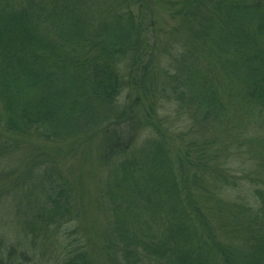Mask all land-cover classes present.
I'll return each instance as SVG.
<instances>
[{
	"label": "trees",
	"instance_id": "16d2710c",
	"mask_svg": "<svg viewBox=\"0 0 264 264\" xmlns=\"http://www.w3.org/2000/svg\"><path fill=\"white\" fill-rule=\"evenodd\" d=\"M141 1L0 0V128L43 142L97 136L100 159L113 169L103 191L113 223L102 239L112 263L264 264V193L258 190L256 206L221 198L226 184L209 162L214 140L188 142L176 155L160 122L146 117L137 125L156 134L144 142L150 157L138 163L135 150L128 153L138 130L129 115L133 107H121L119 98L127 87H143L151 66L142 6L134 9ZM100 2L106 11L97 9ZM179 4L189 43L205 40L217 62L237 67L232 77L243 98L264 117V0ZM185 84L178 71L162 81L163 89H181L177 99L184 106ZM251 138L243 143H255L247 150L262 167L264 137ZM48 170L50 210L24 221L35 236L47 237L50 227L58 230L75 217L71 186ZM143 171L140 182L136 174ZM63 264L100 263L78 245L65 251Z\"/></svg>",
	"mask_w": 264,
	"mask_h": 264
},
{
	"label": "rangeland",
	"instance_id": "374dc122",
	"mask_svg": "<svg viewBox=\"0 0 264 264\" xmlns=\"http://www.w3.org/2000/svg\"><path fill=\"white\" fill-rule=\"evenodd\" d=\"M102 2L97 5L100 12L106 11ZM139 6L148 31L151 66L145 85L127 87L119 98L121 107H133L129 115L138 130L128 153L135 150L131 157L141 163L151 149L144 142L156 134L149 126L137 125L138 119L146 117L160 122L176 155H182L184 149L179 148L188 142L212 139L210 147L216 152L209 162L217 164L226 184L220 190L221 198L253 201L256 206L255 199L260 200L264 193V166L259 167L248 153V146L255 147V143L243 142L264 137V117L255 115L253 106L243 98L242 87L232 77L237 67L217 62L203 48L205 40L189 43L180 26L179 0H143L134 9ZM176 71L186 81V106L177 99L181 89L174 92L169 86L162 87L164 77ZM123 131L129 132L128 127ZM96 137L43 142L4 133L0 128V264H63L65 251L78 245L86 247L100 264H115L102 252L103 235L113 223L111 202L103 194L108 190L112 168L100 159ZM48 168H54L55 174L71 186L75 217L58 230L50 227L47 237L35 236L25 230L24 221H33V217L50 210ZM144 171L136 174L140 182L145 180ZM202 179L213 177L204 175ZM160 226L155 230L161 231Z\"/></svg>",
	"mask_w": 264,
	"mask_h": 264
}]
</instances>
